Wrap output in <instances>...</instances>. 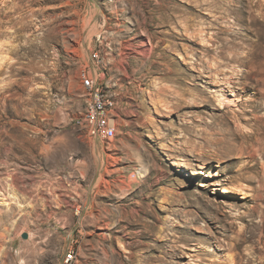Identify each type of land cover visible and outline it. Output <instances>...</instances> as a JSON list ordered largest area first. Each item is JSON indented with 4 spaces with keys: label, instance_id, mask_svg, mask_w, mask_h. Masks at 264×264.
I'll use <instances>...</instances> for the list:
<instances>
[{
    "label": "rangeland",
    "instance_id": "1",
    "mask_svg": "<svg viewBox=\"0 0 264 264\" xmlns=\"http://www.w3.org/2000/svg\"><path fill=\"white\" fill-rule=\"evenodd\" d=\"M68 252L264 264V0H0V264Z\"/></svg>",
    "mask_w": 264,
    "mask_h": 264
},
{
    "label": "built area",
    "instance_id": "2",
    "mask_svg": "<svg viewBox=\"0 0 264 264\" xmlns=\"http://www.w3.org/2000/svg\"><path fill=\"white\" fill-rule=\"evenodd\" d=\"M91 69L88 81V93L92 97V107L89 114H85L82 118H90L91 122H96V133L93 137L101 141H111L115 136L113 124H105L100 118V109H108L112 115V109H115V98H105L102 95V82L97 73L98 68L103 66L104 58L100 55L98 50H93L90 53ZM114 117V116H113ZM114 121L115 117H114ZM73 256L71 252L67 253V259L64 264L72 261Z\"/></svg>",
    "mask_w": 264,
    "mask_h": 264
},
{
    "label": "bare ground",
    "instance_id": "3",
    "mask_svg": "<svg viewBox=\"0 0 264 264\" xmlns=\"http://www.w3.org/2000/svg\"><path fill=\"white\" fill-rule=\"evenodd\" d=\"M82 80H83L84 88L87 91V94L89 96V105H88V108H87V111H86V114H89L90 113V110H91V107H92V97L88 93V81H89V77L87 76V73H85V72L82 73ZM146 93L148 94L147 99L149 100L150 103H152L153 99H152L151 93L149 91H146ZM102 95L105 98H112L111 96H108L107 94H105L103 91H102ZM100 118L105 122V124H113L114 133H116V128H115L114 123L111 121L112 118H111V114L109 113V110L108 109H100ZM87 119L91 122V119L90 118H87ZM92 124L94 125L95 131H96V122H92L91 125ZM250 134H247V135H250ZM226 148H228V147H226ZM179 165L180 166H182V165L184 166V163H181ZM65 259H67V255L65 256ZM65 259L63 261L64 263H65Z\"/></svg>",
    "mask_w": 264,
    "mask_h": 264
},
{
    "label": "water",
    "instance_id": "4",
    "mask_svg": "<svg viewBox=\"0 0 264 264\" xmlns=\"http://www.w3.org/2000/svg\"><path fill=\"white\" fill-rule=\"evenodd\" d=\"M27 237V234H23V238H26Z\"/></svg>",
    "mask_w": 264,
    "mask_h": 264
}]
</instances>
